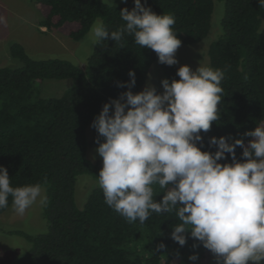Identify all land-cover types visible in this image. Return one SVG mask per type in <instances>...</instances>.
<instances>
[{
  "label": "trees",
  "instance_id": "1",
  "mask_svg": "<svg viewBox=\"0 0 264 264\" xmlns=\"http://www.w3.org/2000/svg\"><path fill=\"white\" fill-rule=\"evenodd\" d=\"M220 1L224 4L221 32L207 54L210 67L224 71L218 105L221 114L210 131L201 133L203 143L198 144L211 152L216 151L208 144L212 136L243 137L247 143L251 137L244 133L264 126V32L259 30L264 4L259 0ZM34 2L41 14L38 26L73 40L81 39L96 18L110 32L118 30L124 24L120 10L134 7V0L111 7L102 0ZM141 3L158 15L175 17L173 31L182 45L201 41L211 28L213 0ZM9 54L20 65L0 66V166L7 169L12 187L41 183L48 198L42 211L46 231L37 235L14 231L30 247L11 264H207L209 250L190 234L184 246L171 238V227L179 222L174 213H152L143 224L130 223L105 203L98 186L89 192L82 208L75 201L77 176L97 179L102 168L87 157V148L96 143L98 133L95 130L89 141L86 129L103 104L128 90L130 70L135 72L131 89L135 93L155 61L170 82L179 79L177 65L160 63L153 50L136 45L127 34L120 42L109 39L94 45L82 67L63 58L34 59L18 42L10 44ZM64 78L73 83L60 95H40L44 79ZM242 151L236 148L237 159H242ZM226 156L231 162V156ZM156 191L163 190L157 187ZM161 198L162 194L156 197ZM7 208L0 209V214ZM194 253L198 259L193 262L189 256Z\"/></svg>",
  "mask_w": 264,
  "mask_h": 264
},
{
  "label": "clouds",
  "instance_id": "2",
  "mask_svg": "<svg viewBox=\"0 0 264 264\" xmlns=\"http://www.w3.org/2000/svg\"><path fill=\"white\" fill-rule=\"evenodd\" d=\"M102 4L115 6L114 0ZM120 16L124 24L115 31L103 22L92 24L93 46L109 39L120 42L127 34L136 45L153 50L160 63H178L175 53L182 42L173 31V15H158L134 0V7L121 9ZM0 24H6L3 16ZM176 74L179 79L161 80L162 92L147 86L134 93L135 72L130 70L128 90L104 103L92 121L98 133L96 152L102 157L96 183L104 201L130 223L143 224L152 213H174L179 222L171 227V238L184 246L190 234L216 264H261L264 126L246 131L244 136L251 137L247 143L243 137L212 136L208 144L216 151L202 150L201 133L220 120L224 71L201 64L192 70L185 64ZM237 147L243 149L242 159H237ZM157 187L163 191L157 193ZM9 197L19 215L37 202L48 203L41 183L12 187L7 169L0 166V209L9 206ZM197 259L195 253L189 256Z\"/></svg>",
  "mask_w": 264,
  "mask_h": 264
},
{
  "label": "rangeland",
  "instance_id": "3",
  "mask_svg": "<svg viewBox=\"0 0 264 264\" xmlns=\"http://www.w3.org/2000/svg\"><path fill=\"white\" fill-rule=\"evenodd\" d=\"M123 1L114 0V4L118 5ZM223 11V2L213 0L211 28L208 34L197 43L181 44L175 53L178 68L185 64L190 66L192 70H196L199 64L210 66L207 50L210 43L221 32L220 19ZM0 16L6 20V24H0V66L17 67L20 65V62L9 54V46L13 42L21 43L26 52L34 59L63 58L80 67L85 64L86 58L93 50L94 46L89 39L90 29L81 39L73 40L58 32L47 31L44 27L38 26L37 23L41 14L34 0H0ZM98 21L101 22V19L96 18L93 23ZM259 30L264 32V17L261 20ZM162 79L165 77L158 62L155 61L149 68L144 84L136 92L142 91L147 86H155L157 92H162ZM72 83L71 78L44 79L40 86V95L42 97L58 96ZM86 134L90 141L95 136V129L87 127ZM103 139L100 137L101 142ZM97 147V143L89 144L87 157L102 165V157L96 152ZM96 181V178L87 174L77 176L75 201L79 208L83 207L89 192L98 186ZM42 187L45 193L46 186L42 185ZM42 211L43 206L37 202L29 207L23 215L17 214L12 205L0 214V264H11L24 255L30 247V243L21 234L14 231H21L30 235H37L46 231L48 224ZM209 253L210 257L207 264H216L213 254L210 251ZM261 264H264V261Z\"/></svg>",
  "mask_w": 264,
  "mask_h": 264
}]
</instances>
